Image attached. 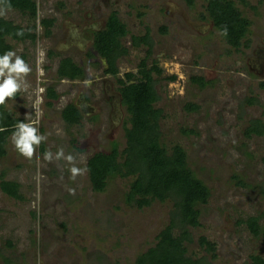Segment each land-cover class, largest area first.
Masks as SVG:
<instances>
[{
	"label": "rangeland",
	"instance_id": "1",
	"mask_svg": "<svg viewBox=\"0 0 264 264\" xmlns=\"http://www.w3.org/2000/svg\"><path fill=\"white\" fill-rule=\"evenodd\" d=\"M36 1L39 40L11 42L32 71L26 89L4 105L43 130L46 153L55 157L63 148L83 173L73 179L71 164L49 162L37 149L25 158L9 137L0 175L21 185L22 199L0 190V264H134L169 224L170 203L143 209L128 205L131 179H113L105 192L96 193L87 170L95 153L114 148L123 161L131 115L122 103L119 80L128 73L138 76L147 49L133 48L131 36L143 37L147 30L154 44L148 67L155 61L162 71L153 74L160 97L155 108L162 111L161 142L169 151L176 145L184 149L189 168L211 193L209 203L200 206V226L190 229L188 255L207 257L212 264H252L253 254L264 258V239L253 237L245 223L260 216L264 226V136H245L253 120L264 123V3L231 0L250 23L241 46L234 48L212 21L202 19L205 0L193 6L186 0ZM112 13L130 34L123 41L129 53L118 61L117 77L106 73V61L92 51L94 32L105 28ZM0 16L23 27L32 24L15 11ZM43 18L55 20L47 38L38 25ZM68 57L83 67L85 80L58 81L59 63ZM199 77L209 85L200 88L192 80ZM50 86L60 95L51 109L45 103ZM81 94L95 110L69 129L60 113ZM189 104L199 109L190 112ZM202 237L215 244V258L201 247Z\"/></svg>",
	"mask_w": 264,
	"mask_h": 264
},
{
	"label": "trees",
	"instance_id": "2",
	"mask_svg": "<svg viewBox=\"0 0 264 264\" xmlns=\"http://www.w3.org/2000/svg\"><path fill=\"white\" fill-rule=\"evenodd\" d=\"M193 6L195 0H186ZM244 1V0H242ZM264 3V0H259ZM206 9L202 19L213 22L227 44L234 48L241 46V40L248 34L250 23L242 17L236 5L231 0H205ZM245 3V2H244ZM0 8L20 13L27 17L31 26L23 27L13 21L0 16V56L13 51L11 42L35 44L39 40L36 34L38 19V4L36 0H0ZM54 19L39 21L44 29L43 37H49L54 26ZM165 28L163 31L165 32ZM23 32V35H17ZM129 31L116 13L110 14L105 28L94 32L93 50L98 57L104 59L108 65L106 73L117 77L119 75L117 63L128 55L129 51L123 41L128 37ZM133 48L146 47V57L140 62L137 74H126L125 80H119L122 86L119 90L122 103L131 115V127L126 129L127 147L123 161L119 160V152L114 148L110 152L95 153L87 163L89 182L94 192L106 191L109 182L116 178L131 179L130 190L126 194L125 202L138 209L150 207L153 203H170L169 224L157 236V243L146 252L140 253L134 264H212L207 257L193 258L188 255L187 243H192L190 229L200 226V206L207 205L210 199V189L189 168L187 154L181 146H174L169 151L161 142L160 120L162 111L155 105L160 101L156 90L157 81L154 73L162 74L157 62H152L149 68L147 60L152 57L154 44L147 30L145 36H131ZM52 55V52L49 53ZM94 54V53H93ZM90 57L94 55L89 54ZM58 81H83L86 72L82 66L77 65L70 57L61 59L57 70ZM172 77L170 80H174ZM200 88L209 85L204 78H193ZM18 94L15 95L16 98ZM46 107L51 109L60 99L55 87L46 88ZM254 104L255 100H248ZM199 108L189 104L187 110L197 111ZM62 121L67 128L81 125L84 114L74 103H69L60 113ZM25 120L18 118L0 105V159L8 154L9 137L16 131V125ZM40 134L43 132L39 128ZM247 138L263 137L264 123L253 120L245 132ZM76 144V143H75ZM79 152L84 148L77 147ZM39 153H46L45 143L37 148ZM264 163V159H263ZM6 175H0V190L7 196L21 200V185L18 182L6 180ZM239 185L245 186L240 180ZM261 217H250L245 223L253 237L264 239V226L260 224ZM201 247L213 258L216 257L215 244L205 237L200 238ZM252 264H264L261 255L250 256Z\"/></svg>",
	"mask_w": 264,
	"mask_h": 264
},
{
	"label": "clouds",
	"instance_id": "3",
	"mask_svg": "<svg viewBox=\"0 0 264 264\" xmlns=\"http://www.w3.org/2000/svg\"><path fill=\"white\" fill-rule=\"evenodd\" d=\"M4 9L0 8V15ZM17 35H23L18 32ZM31 67L13 51L6 52L0 56V105H4L8 98H13L22 89H26V77L31 73ZM47 140V136L40 134L39 129L32 123L20 122L16 125V131L12 135V141L17 151L25 158L31 159L40 144ZM51 162L53 159H64L72 165L70 172L72 178L83 173V169L74 164V156L68 154L65 156L63 148H60L55 157L49 151L44 157Z\"/></svg>",
	"mask_w": 264,
	"mask_h": 264
},
{
	"label": "flooded vegetation",
	"instance_id": "4",
	"mask_svg": "<svg viewBox=\"0 0 264 264\" xmlns=\"http://www.w3.org/2000/svg\"><path fill=\"white\" fill-rule=\"evenodd\" d=\"M97 31H100V30H97ZM74 104H76V106L84 114L85 117H90V114L94 112L95 110L92 107H90V105L86 102L84 98H82V94H81V98L79 97V100L75 102Z\"/></svg>",
	"mask_w": 264,
	"mask_h": 264
},
{
	"label": "crops",
	"instance_id": "5",
	"mask_svg": "<svg viewBox=\"0 0 264 264\" xmlns=\"http://www.w3.org/2000/svg\"><path fill=\"white\" fill-rule=\"evenodd\" d=\"M8 147V146H7ZM8 152V151H7Z\"/></svg>",
	"mask_w": 264,
	"mask_h": 264
}]
</instances>
